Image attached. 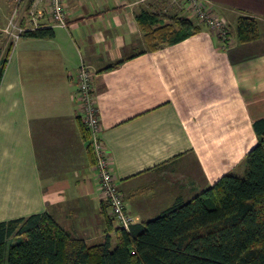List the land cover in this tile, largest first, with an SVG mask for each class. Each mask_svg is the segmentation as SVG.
Segmentation results:
<instances>
[{
	"label": "crops",
	"instance_id": "obj_1",
	"mask_svg": "<svg viewBox=\"0 0 264 264\" xmlns=\"http://www.w3.org/2000/svg\"><path fill=\"white\" fill-rule=\"evenodd\" d=\"M188 1L66 0V28L11 41L3 29L12 3L4 0L0 221L47 211L88 244L106 233L115 244L78 116L82 62L93 72L100 137L133 224L224 174L241 175L257 140L253 122L264 117V0H201L230 19L226 43L202 25L148 49L138 15L170 23L188 17ZM239 14L257 20V38L236 39Z\"/></svg>",
	"mask_w": 264,
	"mask_h": 264
},
{
	"label": "trees",
	"instance_id": "obj_2",
	"mask_svg": "<svg viewBox=\"0 0 264 264\" xmlns=\"http://www.w3.org/2000/svg\"><path fill=\"white\" fill-rule=\"evenodd\" d=\"M157 21L158 15H138L148 49L181 40L204 25L189 17L155 26ZM22 34L51 37L53 30ZM258 34L254 17H236L239 42ZM4 63L0 60V79ZM253 128L257 140L245 155L243 175L224 174L190 199L176 200L157 216L132 223L128 231L113 226L114 245L108 233L88 244L47 211L0 221V264H264V117Z\"/></svg>",
	"mask_w": 264,
	"mask_h": 264
},
{
	"label": "built area",
	"instance_id": "obj_3",
	"mask_svg": "<svg viewBox=\"0 0 264 264\" xmlns=\"http://www.w3.org/2000/svg\"><path fill=\"white\" fill-rule=\"evenodd\" d=\"M12 8L3 31L11 41H15L24 32L46 27H67L68 10L66 0H9ZM201 0H189L187 10L191 19L204 24L209 31L226 43L229 25L223 17L211 13ZM189 7V8H188ZM189 16V15H188ZM93 72L84 62L76 73L78 116L88 133V145L94 156L99 177L100 195L106 204V213L112 218L116 227L129 230L133 223L124 204L123 195L116 179L108 168V155L102 143L94 91L92 88Z\"/></svg>",
	"mask_w": 264,
	"mask_h": 264
},
{
	"label": "rangeland",
	"instance_id": "obj_4",
	"mask_svg": "<svg viewBox=\"0 0 264 264\" xmlns=\"http://www.w3.org/2000/svg\"><path fill=\"white\" fill-rule=\"evenodd\" d=\"M202 3H205L204 1H202ZM206 5H204L211 13H213V11H212V7L211 6H209V3H205ZM6 5V3L4 2V0H0V6H5ZM209 7H208V6ZM189 8V7H188ZM188 14H189V18H190V16H191V12H190V10H189V12H188ZM215 15H217V14H215ZM218 16H220V17H223L225 20H226V22L228 23L229 21H230V19L227 17V16H225V15H218ZM229 24V23H228ZM8 36V35H7ZM20 36V35H19ZM77 102H78V100H77ZM78 104H79V102H78ZM86 140H87V144H88V136H87V138H86ZM93 167H94V169H95V175H96V177H97V180H98V191H99V193L101 192V190H100V186H99V177H98V172H97V170H96V166H95V160L93 159ZM108 168L111 170V172H112V169H111V166H110V160L108 161ZM242 175H243V172L241 173ZM113 175V174H112ZM241 176V175H240ZM113 177L115 178V176L113 175ZM114 233V232H113Z\"/></svg>",
	"mask_w": 264,
	"mask_h": 264
}]
</instances>
